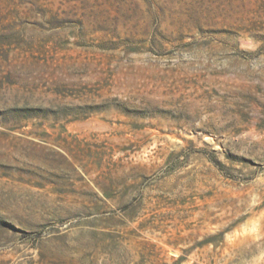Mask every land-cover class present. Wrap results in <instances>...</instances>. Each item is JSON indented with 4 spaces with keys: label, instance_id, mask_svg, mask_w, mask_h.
<instances>
[{
    "label": "rangeland",
    "instance_id": "obj_1",
    "mask_svg": "<svg viewBox=\"0 0 264 264\" xmlns=\"http://www.w3.org/2000/svg\"><path fill=\"white\" fill-rule=\"evenodd\" d=\"M0 264H264V0H0Z\"/></svg>",
    "mask_w": 264,
    "mask_h": 264
}]
</instances>
